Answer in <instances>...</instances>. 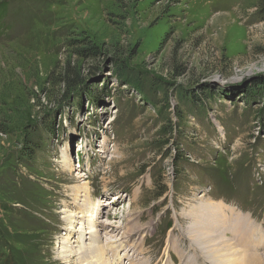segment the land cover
I'll use <instances>...</instances> for the list:
<instances>
[{
	"label": "rangeland",
	"instance_id": "374dc122",
	"mask_svg": "<svg viewBox=\"0 0 264 264\" xmlns=\"http://www.w3.org/2000/svg\"><path fill=\"white\" fill-rule=\"evenodd\" d=\"M94 214L97 264H264L258 0H0V264H87Z\"/></svg>",
	"mask_w": 264,
	"mask_h": 264
},
{
	"label": "bare ground",
	"instance_id": "6f19581e",
	"mask_svg": "<svg viewBox=\"0 0 264 264\" xmlns=\"http://www.w3.org/2000/svg\"><path fill=\"white\" fill-rule=\"evenodd\" d=\"M64 168H68L69 167V164L67 163V161L65 162L64 161V163H63V165H62ZM76 173V172H75ZM73 176L74 177H76V178H80V177H82L81 175H79L78 173L77 174H73ZM84 183H86V182H84ZM73 187H75V186H73ZM76 188V190H77V192H75V196H74V202L72 203V204H75V203H77V204H80L79 202H80V200L81 201H83V199H81L79 196H81L82 194L78 191V187L76 186L75 187ZM86 187H84L83 186V192H86ZM115 195H117V194H115ZM119 195V194H118ZM79 198V199H78ZM79 201V202H78ZM84 204V202L82 203V205ZM114 205V204H113ZM214 204H212V203H207V204H203V208L204 209H206V207L207 206H211V207H214L213 206ZM75 207H76V205H75ZM216 207V206H215ZM86 208V207H85ZM213 209V208H212ZM116 210H117V208H113V212H111V213H108V215L107 216H109V214H110V216L111 215H113V213L114 212H116ZM218 210V209H217ZM88 213V212H87ZM102 213H104V212H102ZM101 213V214H102ZM67 215H66V221H67V226H66V228H68L70 231L71 230H73L74 228V226H73V221H72V218H71V216L73 215V213H71V212H68V213H66ZM85 214H86V212H85ZM63 215V214H62ZM87 216V215H86ZM88 216H89V214H88ZM79 217V216H78ZM99 216L97 215V214H94V215H91L87 220H88V222H87V227H86V224H85V222L82 224V227H81V230H80V234L78 235V239L80 240V239H87V235L88 234H92V233H94V236L93 235H91L92 236V238L91 237H89V242H86L85 240H83V241H78L79 242V246H77V248H76V254H78V253H81V252H87L88 254L86 255V256H89L90 257V260H89V262H87V264H97V261H99V262H101L102 261V258H103V256H105L106 257V254H111L112 256H113V251L116 249V248H118V246L121 244V243H119V244H117L116 245V243H115V241H121V240H123L122 238L121 239H116V240H114V241H109V242H112V244L110 245V247L109 248H107L105 245H102V244H100V238H99V236H97L98 235V232L95 230V226H96V224L92 221V220H96L97 221V218H98ZM210 218H211V216H209ZM106 218L107 217H105V220H103V221H99L100 223H104V224H107V223H109L108 221H106ZM218 218H220V217H218ZM75 219V218H74ZM63 220V219H62ZM86 219H85V221H87ZM77 221V220H76ZM82 221V220H81ZM224 220L223 219H221V223L222 224H226V223H224L223 222ZM226 221V220H225ZM80 224V223H79ZM217 224V223H216ZM215 224V225H216ZM210 225L211 226H214V223H213V221H212V219L210 220ZM245 227V225H242V228H244ZM79 230V229H78ZM87 230H89L88 232H87ZM221 230H225V232L226 233H228V234H231L230 232H228L225 228H224V226L223 225H221ZM66 231V230H65ZM69 231V232H70ZM213 232H214V230H213ZM123 233V232H122ZM67 234H68V232H67ZM89 235V236H90ZM209 236H210V241L211 240H214V241H223V238H222V236L221 235H219L218 233L216 234H212V236L209 234ZM100 237H104V235L103 236H100ZM232 240H233V242H236V241H234V239L233 238H231ZM70 240V241H69ZM69 240H65V241H62L61 242V247H60V251H59V253H58V256H59V258L60 259H62V258H65V257H70V256H72V251L70 250V246H68L67 245V243H69V244H71V238L69 239ZM75 241V240H74ZM249 243V242H248ZM100 244V245H99ZM98 245V246H97ZM246 245V244H245ZM76 246V245H75ZM250 246H252V245H247V247L249 248ZM84 247V248H83ZM252 247H254V246H252ZM59 248V247H58ZM104 248V249H103ZM103 250L105 251V253L106 254H104V252H103ZM136 249L134 248V249H132V251L134 252ZM231 249H229V242L227 243V246L226 247H223V249H222V253H226L227 251H230ZM233 252H234V250H233ZM93 253V254H92ZM121 256V255H120ZM126 257L127 256H129L127 259H128V264H135L136 263V261H134L135 259L137 260V258H135L134 259V257L132 256V255H125ZM212 256V259L214 258L215 260H216V258H217V255H216V253L214 252L213 253V255H211ZM114 257V256H113ZM116 257H118V256H116ZM132 257V258H131ZM206 257H208L207 255H206ZM189 258H195V257H193V256H191V257H189ZM247 258H249V257H244L243 258V260H242V264H254V258L252 257V258H249L248 260H246ZM121 260L122 259H120L119 260V263L121 262ZM112 262V261H111ZM210 262H211V264H215V263H213L212 262V260L210 259ZM114 263V262H113Z\"/></svg>",
	"mask_w": 264,
	"mask_h": 264
},
{
	"label": "trees",
	"instance_id": "16d2710c",
	"mask_svg": "<svg viewBox=\"0 0 264 264\" xmlns=\"http://www.w3.org/2000/svg\"><path fill=\"white\" fill-rule=\"evenodd\" d=\"M258 5H260V7H264V0H258ZM82 44H85L86 47H81V51H83V53L85 54V52H94L95 51V46L93 45V43L87 38V37H83L81 40ZM119 62L115 61L114 65L117 68V72L122 74L123 70H121V67L119 66ZM63 83L65 84L64 86H66L67 88L70 87H74L79 81L76 78V74L75 72L71 71L67 68L64 69V73H63Z\"/></svg>",
	"mask_w": 264,
	"mask_h": 264
}]
</instances>
